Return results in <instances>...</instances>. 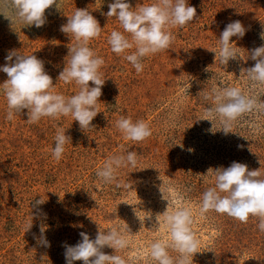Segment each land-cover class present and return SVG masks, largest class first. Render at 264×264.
<instances>
[{
    "label": "rangeland",
    "instance_id": "obj_1",
    "mask_svg": "<svg viewBox=\"0 0 264 264\" xmlns=\"http://www.w3.org/2000/svg\"><path fill=\"white\" fill-rule=\"evenodd\" d=\"M112 2L61 0L62 10L55 5L46 10L45 25H18L17 32L0 15V66L6 63L9 50L34 54L44 61L58 94L70 97L79 90L75 83L57 81L68 46L75 43L60 26L76 8L89 9L99 21L102 32L89 46L105 61L100 69L105 79L100 112L92 121L95 127L87 133L71 116L44 117L30 124L24 110L9 121L5 118L6 100L0 94V264H66L65 246L77 244L81 232L95 239L98 226L105 230L116 225L129 240L116 254L127 264H156L149 256L150 244L169 240L170 233L163 215L160 226H153L157 214H163L167 206L169 212L179 207L192 211V230L199 240V253L192 264H264V232L259 231L256 218L250 217L245 224L226 214L199 213L203 191L214 186V178L206 175L209 168H227L240 162L264 175V117L246 115L237 121L233 132L213 133L212 123L201 119L208 102L198 95L203 89L219 87L221 81L247 89L241 68L254 66L247 52L264 45L260 38L264 0H188L198 19L182 29L172 28L175 40L170 49L145 57L139 74L107 43L111 31L123 32L115 17L102 14ZM127 2L135 7L155 0ZM235 20L247 29L242 39L232 38L242 59L221 66L212 51L217 50V39L225 26ZM133 51L135 48L129 50ZM6 79V73L0 72V84ZM257 95L264 100V91L257 90ZM121 116L133 122L143 120L152 135L140 142L124 139L115 127ZM215 126L219 128L218 121ZM57 128L71 137L60 160L50 151ZM128 150L137 153L139 163L135 169H120L118 177L132 181L133 188L102 185L95 175L97 169L108 157L126 155ZM160 185L169 205L162 198ZM40 198L45 203L33 207ZM31 214L32 227L27 230ZM41 225L46 228L50 247L38 243ZM103 251L114 254L108 247Z\"/></svg>",
    "mask_w": 264,
    "mask_h": 264
},
{
    "label": "clouds",
    "instance_id": "obj_2",
    "mask_svg": "<svg viewBox=\"0 0 264 264\" xmlns=\"http://www.w3.org/2000/svg\"><path fill=\"white\" fill-rule=\"evenodd\" d=\"M53 5L58 11L62 10L61 0H0V15L10 22V28L15 31L18 25L21 28H40L47 22L46 10ZM102 14L108 18L115 17L119 21L123 32L111 31L107 43L113 53L117 56L123 55L137 74L143 71L142 61L145 57L170 49L175 40L172 28L182 29L193 22L194 18L198 19L196 8L188 0H155L153 3L137 4L135 7L127 0H114L108 4L107 13ZM66 16L67 21L60 26V31L75 43L68 46L65 66L59 72L57 81L64 84L75 83L79 90L70 97L56 93V83L54 84L53 78L46 72L43 60L34 54L9 50L5 57L6 63L0 66V72L7 75V79L0 84V94L6 100L7 120L11 121L15 115H21L27 110L26 121L30 124L38 123L44 117L58 119L71 116L73 121L78 122L82 132L87 133L95 127L92 121L100 112L98 103L105 83L100 69L105 61L93 51L89 43L99 38L102 28L89 9L76 8L73 14ZM246 31L241 21L229 22L219 38H216L217 50H210L215 54V62L218 60L221 66H227L230 60L241 58L237 51L239 47L232 38L242 39ZM124 33L129 34L130 38ZM260 38L264 40V32H261ZM133 48L135 51L129 52ZM248 58L255 61V64L241 68L240 74L246 78L247 89L229 86L221 81L219 87L203 89L198 94H202L203 100L208 102L205 118L201 119L212 123L210 131L213 133L218 130L225 134L233 132L237 121L246 115L264 117V100L257 95V90L264 91V45L247 52ZM192 79L193 77L190 80ZM216 121L219 122V128L215 126ZM256 126L259 128L260 124L257 123ZM115 127L123 133L126 140L140 142L152 135L147 123L143 120L133 122L130 117L121 116L116 120ZM69 143L71 137L66 135L63 128H57L54 147L50 150L52 157L60 160L65 146ZM138 163L137 153L128 150L126 155L121 153L108 157L95 175L104 186L115 185L118 189L129 190L133 188V182L120 179L118 172L122 168L135 169ZM206 175L214 178V186L208 187L201 195V216L215 212L226 214L245 224L253 217L258 220L259 231L264 232V175L260 169L249 170L244 163L232 162L227 168H209ZM161 186L159 190L165 199ZM165 200L169 205L170 201ZM43 203L45 200L37 199L33 207ZM161 215L169 230L170 239L157 240L150 244L151 260L156 264H192L194 255L199 253V240L192 230L194 220L191 209L179 207L169 212L167 206L163 214H157L154 228L160 226ZM32 221L33 215L27 230L32 227ZM45 231V226L41 225L38 243L50 247V242L44 235ZM80 236L82 239L77 244L65 246L66 264H73L74 261H82L83 264H127L121 255L116 254L129 244L125 231L119 225L105 230L98 226L95 239H91L84 232ZM105 247L113 249L114 254H106L103 251ZM169 250L177 255H170Z\"/></svg>",
    "mask_w": 264,
    "mask_h": 264
}]
</instances>
